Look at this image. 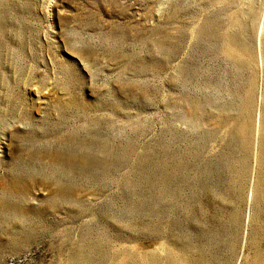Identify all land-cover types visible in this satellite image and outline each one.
Returning a JSON list of instances; mask_svg holds the SVG:
<instances>
[{
  "label": "rangeland",
  "instance_id": "obj_1",
  "mask_svg": "<svg viewBox=\"0 0 264 264\" xmlns=\"http://www.w3.org/2000/svg\"><path fill=\"white\" fill-rule=\"evenodd\" d=\"M263 117L264 0H0V264H264Z\"/></svg>",
  "mask_w": 264,
  "mask_h": 264
},
{
  "label": "bare ground",
  "instance_id": "obj_2",
  "mask_svg": "<svg viewBox=\"0 0 264 264\" xmlns=\"http://www.w3.org/2000/svg\"><path fill=\"white\" fill-rule=\"evenodd\" d=\"M263 120H264V117H263ZM262 126H263V123H262V121L259 123V130H258V134H259V136L260 135H262V130H263V128H262ZM263 136V135H262ZM263 138V137H262ZM76 264V263H75Z\"/></svg>",
  "mask_w": 264,
  "mask_h": 264
}]
</instances>
